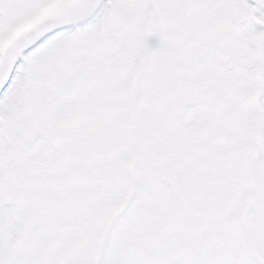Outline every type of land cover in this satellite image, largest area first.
<instances>
[{
  "label": "snow or ice",
  "instance_id": "1",
  "mask_svg": "<svg viewBox=\"0 0 264 264\" xmlns=\"http://www.w3.org/2000/svg\"><path fill=\"white\" fill-rule=\"evenodd\" d=\"M135 115L158 137L165 116L190 142L222 129L202 154L264 179V0H0V175L12 148L45 171L35 208L67 202L62 178H91L87 200L133 145L103 153L143 138Z\"/></svg>",
  "mask_w": 264,
  "mask_h": 264
},
{
  "label": "rangeland",
  "instance_id": "2",
  "mask_svg": "<svg viewBox=\"0 0 264 264\" xmlns=\"http://www.w3.org/2000/svg\"><path fill=\"white\" fill-rule=\"evenodd\" d=\"M107 111L119 116V103ZM164 118L168 133L158 137L150 120L132 117L143 138L122 136L103 153L114 156L133 145L131 157L113 166L87 200L76 199L72 189L91 178H62L57 183L67 202L46 197L35 208L32 193L48 191V174L10 149L12 182L4 181L8 165L0 178V264H264V179L249 178L231 159L206 157L207 166L198 164L201 176L196 149L182 155L174 135L183 131ZM200 138L206 146L227 134L215 128ZM231 172L233 184L223 177ZM232 198L240 201L226 208Z\"/></svg>",
  "mask_w": 264,
  "mask_h": 264
}]
</instances>
